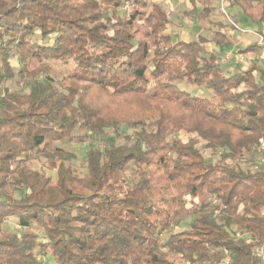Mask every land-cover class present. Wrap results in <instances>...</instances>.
<instances>
[{"label":"trees","instance_id":"trees-1","mask_svg":"<svg viewBox=\"0 0 264 264\" xmlns=\"http://www.w3.org/2000/svg\"><path fill=\"white\" fill-rule=\"evenodd\" d=\"M221 1L190 13L215 24ZM224 4L264 23V0ZM171 15L0 0V264H264V166L242 165L264 153V64L230 72L207 36L173 41ZM71 143L88 146L83 173Z\"/></svg>","mask_w":264,"mask_h":264},{"label":"crops","instance_id":"crops-1","mask_svg":"<svg viewBox=\"0 0 264 264\" xmlns=\"http://www.w3.org/2000/svg\"><path fill=\"white\" fill-rule=\"evenodd\" d=\"M158 1H160L163 6L171 12L174 10L172 5H177L179 8V13L184 18L185 24H180L179 28H173V30H176L175 33L177 36H179L181 33L183 40L195 39L200 35L210 38V42L205 44L207 50L218 51L220 53V63L223 67L226 65V69H228L230 72L240 68L245 69L252 62L264 64V47L259 45L257 36L258 33H264V23L262 25L249 23L244 17L241 16V12L238 9L235 10L239 17L237 19L231 17L229 9H227L224 4V0H222L220 4H217L219 7L218 11H220V14H223L222 17L217 13L218 11L212 15V20L215 22V24L208 23L207 21L197 20L196 14L198 12L194 16L190 13V11L193 9L190 0ZM165 2L166 4L170 3L171 7L166 6ZM223 8L227 9L225 10L237 23L239 28H236L230 24L224 15ZM252 27H256L257 29H252ZM170 28H172V26ZM242 29H246V31H242ZM192 36H194V38H191ZM218 41L224 42H222L221 45H218ZM225 41H229L231 45L226 46ZM214 45L216 48H214ZM254 45H256V47L249 49V47ZM226 57L228 58L225 59Z\"/></svg>","mask_w":264,"mask_h":264},{"label":"rangeland","instance_id":"rangeland-1","mask_svg":"<svg viewBox=\"0 0 264 264\" xmlns=\"http://www.w3.org/2000/svg\"><path fill=\"white\" fill-rule=\"evenodd\" d=\"M165 5L166 6H169L171 7L170 3H167L165 2ZM174 7V10L172 11V15H171V20H172V28L168 29L166 31V33H169L172 35V40L173 41H177L179 39H183L181 33L179 36H177V34L175 33L176 30H173V28H179L180 24H185V20L184 18L180 15L179 13V8L176 6H173ZM176 8V9H175ZM226 9V8H225ZM227 10V9H226ZM221 17L223 14H220V11L217 12ZM194 19V18H193ZM252 29H257L256 27H252ZM263 30V29H262ZM182 32V30H181ZM191 38H194V36H192ZM238 43H241V42H238ZM214 48H216V46L214 45ZM224 68H226V65H224ZM65 73V68H64V65L60 64V63H56L54 65H52V74L56 80H59L61 79V77L63 76V74ZM182 85L184 84H181L180 86L182 87ZM9 87L11 89H24V90H28V86L26 85V82L25 81H14V82H11L9 83ZM192 94L194 95H203V96H207L209 91L206 89V88H195L193 86H187L186 87ZM96 94L97 97H99L100 95L97 94L98 92H94ZM132 106V105H131ZM123 109L125 110H129L131 107H127V106H124L122 107ZM126 131V130H125ZM97 141V140H95ZM94 141V142H95ZM118 141V139H117ZM119 141H123L122 139H119ZM262 143V145L264 146V139H261L260 141ZM61 145V144H60ZM64 147H66V149L70 150L71 152L74 153L75 155V159L72 161L73 165L80 171V172H84L85 169H86V160H85V152H86V149L88 146H85L84 144H79V143H71V144H67V145H64ZM207 156L209 155V153L206 154ZM263 165L264 166V153H261L260 155H258L257 157L253 158L252 160H249L248 157L246 158V160L242 163L243 167L244 168H247V167H252V165ZM32 167L34 169H37L47 175H51L52 174V171L48 168L47 166V161L44 160V159H40V160H37V161H34L32 163ZM254 169V168H252ZM6 228L14 231V232H18L20 231V228L19 226H17L16 222L14 220H10L7 222L6 224ZM42 257H45L46 259H48L50 261V264H55L52 256L47 253V254H43Z\"/></svg>","mask_w":264,"mask_h":264},{"label":"built area","instance_id":"built-area-1","mask_svg":"<svg viewBox=\"0 0 264 264\" xmlns=\"http://www.w3.org/2000/svg\"><path fill=\"white\" fill-rule=\"evenodd\" d=\"M223 12L224 15L226 17V19L230 22V24H232V26L239 28L237 23L230 17V15L227 13V11L223 8ZM242 31H246V29H242ZM258 43L259 45L264 47V33H258ZM228 57H226L225 59H227Z\"/></svg>","mask_w":264,"mask_h":264}]
</instances>
